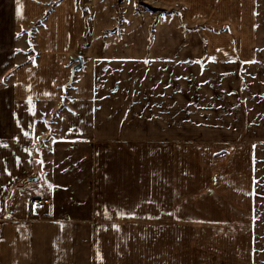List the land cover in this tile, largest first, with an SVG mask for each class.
<instances>
[{"label":"crops","instance_id":"0c3cea01","mask_svg":"<svg viewBox=\"0 0 264 264\" xmlns=\"http://www.w3.org/2000/svg\"><path fill=\"white\" fill-rule=\"evenodd\" d=\"M219 8L221 26L234 29L219 35L218 59L233 61L241 213L243 187L256 196L251 203H264V0ZM151 22L122 18L114 0H0V264H178L177 231H138L171 200L161 191L139 200L130 190V172L140 171L130 155L145 159L139 141L160 138L145 125L178 118L177 90L147 83ZM160 87L170 93L162 104ZM156 149L148 154L174 152ZM32 176L39 182L24 186ZM40 198L50 202L44 222L34 221Z\"/></svg>","mask_w":264,"mask_h":264},{"label":"rangeland","instance_id":"374dc122","mask_svg":"<svg viewBox=\"0 0 264 264\" xmlns=\"http://www.w3.org/2000/svg\"><path fill=\"white\" fill-rule=\"evenodd\" d=\"M220 3L114 0L122 18L140 13L152 20L146 27L147 69H152L147 83L154 87L170 84L177 90V122L171 118L167 123L146 124V134L152 136L156 129L160 138L139 141L145 143V159L130 155L131 168L140 166V171L130 172V190L139 200H153L158 192H165L167 202L171 200L156 219L139 220L138 231H177L178 264H236L240 260L241 264H264V203H251L256 196L245 193L243 187L241 213L235 204L240 196L234 190L239 159L233 149V61L218 59L219 35L233 37L234 29L221 26L225 14ZM164 20L172 23L164 25ZM161 24L164 29L160 32ZM226 46V51L232 52V44ZM223 77L226 81L222 84L230 86L226 90L221 87ZM159 89L162 104L170 93ZM224 95L229 106L221 117L218 112L225 105ZM157 147L174 152L148 154L157 152ZM242 160L244 165L249 157ZM46 209L44 216L34 221L44 222ZM234 231H241L240 240Z\"/></svg>","mask_w":264,"mask_h":264},{"label":"built area","instance_id":"2783aa9c","mask_svg":"<svg viewBox=\"0 0 264 264\" xmlns=\"http://www.w3.org/2000/svg\"><path fill=\"white\" fill-rule=\"evenodd\" d=\"M50 205L49 200L40 198L37 200H34L32 203V209H33V215L34 217H43L45 209Z\"/></svg>","mask_w":264,"mask_h":264},{"label":"water","instance_id":"95a60500","mask_svg":"<svg viewBox=\"0 0 264 264\" xmlns=\"http://www.w3.org/2000/svg\"><path fill=\"white\" fill-rule=\"evenodd\" d=\"M77 60H78V65H76V67H74V72L77 69L81 68L83 66V64H84L83 57L79 56ZM39 180H40L39 176H32V177H29L28 179H26L24 181L23 185L26 186V185H28L30 183H36V182H39Z\"/></svg>","mask_w":264,"mask_h":264},{"label":"snow or ice","instance_id":"6c2138e0","mask_svg":"<svg viewBox=\"0 0 264 264\" xmlns=\"http://www.w3.org/2000/svg\"><path fill=\"white\" fill-rule=\"evenodd\" d=\"M17 139H18V138H17ZM4 146L6 147V145H4ZM40 163L43 164V161L41 160ZM9 174H10V173H9Z\"/></svg>","mask_w":264,"mask_h":264}]
</instances>
